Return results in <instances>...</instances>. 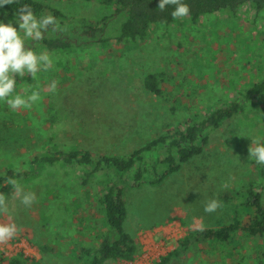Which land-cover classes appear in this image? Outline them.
I'll return each instance as SVG.
<instances>
[{
    "label": "rangeland",
    "instance_id": "1",
    "mask_svg": "<svg viewBox=\"0 0 264 264\" xmlns=\"http://www.w3.org/2000/svg\"><path fill=\"white\" fill-rule=\"evenodd\" d=\"M36 1L90 20L111 14L98 2ZM0 19L12 18L0 9ZM122 22V18L110 21L108 33H116ZM71 28L66 25L60 31ZM27 45L37 52L48 51L30 39ZM49 53L54 61L51 69L37 73L35 80L18 77L31 85L30 91L39 90L41 100L15 111L0 102V174L5 169L29 170L31 159L51 148L47 136L55 135L62 150L77 145L123 156L191 113L202 116L221 107V101L228 104L238 99L264 80V11L257 15L253 6L245 5L233 15L223 9L196 22L187 17L169 26H153L147 39L135 44L112 41ZM159 70L172 75L185 102L194 98L193 109L190 105L185 110L183 105L173 111L172 98L144 90L146 75ZM52 80L57 83L54 91L48 88ZM250 138L264 141V97L250 101L215 130L204 153L161 185L126 191L125 229L141 243L142 251L133 261L108 264H154L189 230L230 223L235 202L226 201V196L252 181L258 166L249 160ZM103 173L91 178L90 187H82L81 171L62 165L40 167L36 176L16 184L35 193L30 207L20 204L12 197L14 189H9L5 195L13 215H0V223H15L18 232L0 243V264H8L20 253L42 264H80L79 248L94 246L95 228L105 227L104 214L93 201L102 187ZM211 199L220 206L205 212ZM81 200L84 203L78 207ZM45 247L49 250L43 253ZM254 251L248 246L243 263L235 254L233 262L264 264L251 257Z\"/></svg>",
    "mask_w": 264,
    "mask_h": 264
},
{
    "label": "trees",
    "instance_id": "2",
    "mask_svg": "<svg viewBox=\"0 0 264 264\" xmlns=\"http://www.w3.org/2000/svg\"><path fill=\"white\" fill-rule=\"evenodd\" d=\"M98 2L111 12L96 20L70 16L55 6L36 0H12L0 8L12 18L14 12L24 5H29L36 16L52 14L59 23L55 31H47L39 42H31L38 47L51 51H69L88 45H106L112 41L120 45L135 44L147 39L150 29L156 25L169 26L182 18L171 15L174 4H169L161 11L158 0H82ZM189 7L190 18L196 22L202 16L226 9L236 15L239 8L253 6L256 14L264 11V0H183ZM254 11V10H253ZM255 12V11H254ZM115 18L123 19L116 33H108V25ZM69 25L72 28L62 33L60 30ZM29 46V45H28ZM30 47V46H29ZM172 75L165 71H155L146 75L142 87L156 97L172 98V110L178 106L190 105L193 109L194 98L185 102L179 95ZM264 97V80L260 81L239 98L228 104L221 101V107L209 110L202 116L191 113L157 137L142 144L139 148L123 156L96 153L83 146H72L62 150L55 143V135L46 137L48 150L35 155L30 161V169H5L0 174V194H6L12 188V182L19 184L36 176L40 167L62 165L81 171L79 184L90 187L91 178L102 175L100 191L93 200L104 214V229L96 228L95 245L81 246L77 259L80 264H108L133 261L142 251V245L125 229L128 216L126 191L139 189L144 185H161L167 177L181 170L183 165L204 153L210 144L211 134L241 113L253 99ZM183 106V107H185ZM252 178V173L250 175ZM256 178V180H255ZM107 179V184L105 180ZM260 184V186H258ZM91 190V189H90ZM89 190V191H90ZM264 165H258L252 181L250 180L233 196H226V201H234L232 206L233 220L217 228L191 229L188 233L173 242L174 248L159 258L154 264H240L233 262L237 255L240 262L246 259V248L253 247L251 256L264 260ZM91 200V203L93 202ZM82 200L77 206H82ZM88 203V202H87ZM91 203L88 205L91 207ZM89 208V207H88ZM49 248L41 249L43 253ZM53 249V248H52ZM238 262V263H237ZM8 264H42L41 260L26 257L20 253L8 260Z\"/></svg>",
    "mask_w": 264,
    "mask_h": 264
},
{
    "label": "clouds",
    "instance_id": "3",
    "mask_svg": "<svg viewBox=\"0 0 264 264\" xmlns=\"http://www.w3.org/2000/svg\"><path fill=\"white\" fill-rule=\"evenodd\" d=\"M12 0H0V8L10 5ZM174 4L171 12L173 18H183L189 14V7L183 0H158V8L163 11L167 5ZM59 28L57 19L52 14L36 16L29 5H24L14 12L12 19L5 22L0 19V102L6 103L10 110L28 109L41 100L39 90H29L31 85L18 77H30L35 80L37 73L47 72L53 66V57L48 51H35L27 45L30 39L39 42L47 31ZM57 83H48L50 90H55ZM249 138V137H248ZM248 148L249 160L264 165V141L252 139ZM14 194L20 204L30 207L35 200V193L22 190L12 182ZM8 197L0 194V215L12 216ZM216 199L205 205V212H214L219 207ZM18 232L15 223H0V243L13 239Z\"/></svg>",
    "mask_w": 264,
    "mask_h": 264
}]
</instances>
